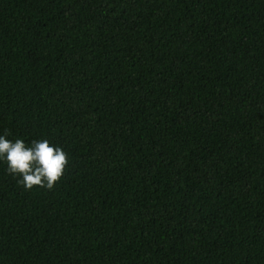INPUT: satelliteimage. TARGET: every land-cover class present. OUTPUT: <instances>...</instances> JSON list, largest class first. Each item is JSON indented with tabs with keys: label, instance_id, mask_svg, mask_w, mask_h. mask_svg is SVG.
Wrapping results in <instances>:
<instances>
[{
	"label": "trees",
	"instance_id": "trees-1",
	"mask_svg": "<svg viewBox=\"0 0 264 264\" xmlns=\"http://www.w3.org/2000/svg\"><path fill=\"white\" fill-rule=\"evenodd\" d=\"M0 264H264V0H0Z\"/></svg>",
	"mask_w": 264,
	"mask_h": 264
},
{
	"label": "clouds",
	"instance_id": "clouds-1",
	"mask_svg": "<svg viewBox=\"0 0 264 264\" xmlns=\"http://www.w3.org/2000/svg\"><path fill=\"white\" fill-rule=\"evenodd\" d=\"M6 136V133L0 134V163L5 171L26 190L33 186L51 190L63 174L67 153L47 139L25 143Z\"/></svg>",
	"mask_w": 264,
	"mask_h": 264
}]
</instances>
